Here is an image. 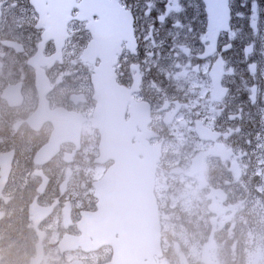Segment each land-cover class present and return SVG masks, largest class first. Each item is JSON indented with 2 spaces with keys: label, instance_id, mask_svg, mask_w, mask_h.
<instances>
[{
  "label": "flooded vegetation",
  "instance_id": "obj_1",
  "mask_svg": "<svg viewBox=\"0 0 264 264\" xmlns=\"http://www.w3.org/2000/svg\"><path fill=\"white\" fill-rule=\"evenodd\" d=\"M244 1L249 4V0ZM151 2L154 10L146 17V0H125L133 10L137 51L133 54L124 46L121 53L114 50L107 56L115 57L112 68L117 85L125 89L134 85L124 113L134 126L132 142L149 146L161 143L153 190L159 207L162 245V256L156 258V263L168 262L176 253L168 249L171 223L180 226L182 234L185 231L186 243L206 242L208 249L213 248V264H264V234L259 231L264 205L261 211L257 202L262 191L255 188L249 196L237 195V180L249 171H254L252 178L264 177V162L260 159L264 148L254 137V132L261 131L259 109L264 108V56L260 55L264 43V0H257L255 32L249 26V8H238L241 0H229V25L237 36L231 41L232 48L222 53L228 62L223 86L229 88L231 100L225 105L212 102L210 71L229 42L227 33L218 35L216 54L204 56L207 45L198 39L207 31L204 1L180 0L183 10L170 14L163 25L155 18L164 10V3ZM237 10L245 13L244 19L235 17ZM172 17L191 24L192 32L181 30L178 40L193 49V67L184 57L179 61L162 58L173 45L172 37L166 35L172 29ZM37 21L38 13L30 0H0V174L9 168L5 182H0V264H112L111 246L98 243L93 233L97 201L92 181L101 174L93 178L88 171V202L82 194L83 162L91 156V147L97 151L99 140L90 122L96 104L93 77L98 73V80L108 84L110 80L105 79L110 76L104 70L101 76L96 68L100 57L89 54L88 68L83 71L88 76V90L78 89L77 39L79 33L83 35L85 45L91 34L78 30L64 39L59 50L53 38L40 46L44 28L38 27ZM150 25L156 29L153 39L157 45L164 41L162 47H151L152 42L145 40ZM248 44L253 45V52L245 58L243 49ZM147 51L154 55L146 57ZM251 63L257 64L255 76L248 71ZM204 64L209 65L208 74L195 70V66L202 68ZM227 67L235 70L234 75H227ZM242 79L248 86H257L256 104L249 101ZM230 114L237 119L230 120ZM78 116L83 121L77 134ZM204 128L210 130L203 132L206 139L200 138L197 131ZM56 133L62 140L54 137ZM50 140L58 141L55 154L46 158L42 152L35 159L36 152ZM180 142L177 155L176 145ZM238 145L248 154L244 158L242 152L241 161L234 148ZM208 152L213 155L208 157L212 159L209 167L213 182L206 184L203 199L189 198L193 189L190 179L195 176L203 180L197 172L202 169V156ZM222 154L228 155L223 167ZM172 160H177V164ZM110 163L111 160L106 161L104 167ZM76 166L81 169L79 177ZM173 166L180 169L182 206L167 200L160 205L165 191L175 188L170 169ZM186 187H190L187 192ZM83 214L86 218L80 229ZM181 256H191L187 245L182 246Z\"/></svg>",
  "mask_w": 264,
  "mask_h": 264
},
{
  "label": "water",
  "instance_id": "obj_2",
  "mask_svg": "<svg viewBox=\"0 0 264 264\" xmlns=\"http://www.w3.org/2000/svg\"><path fill=\"white\" fill-rule=\"evenodd\" d=\"M30 2L36 9L34 0ZM37 23L38 27L44 28L40 46L44 40L53 38L59 50L67 36L54 35L39 14ZM113 51L94 45L91 38L80 55L84 62H88L89 54L100 57L96 68L106 71L110 76L105 79L110 80L108 84L98 80V73L93 77L96 104L90 122L99 135L98 155L94 163L112 161L102 176L92 182L93 196L97 199V219L93 224V233L99 239L98 243L104 242L111 246L112 264H156V258L162 256V248L158 205L153 190L161 143L149 146L132 142L134 126L124 118V113L134 85L131 89L117 85L112 68L115 57L111 55L108 59L107 56ZM82 121L83 118L78 116L77 134ZM197 131L200 138L206 139L207 134L203 132L210 130L204 128ZM58 134L54 137L60 141L62 137ZM58 141L50 140L45 148L36 152L35 159L42 152L46 158L50 157L58 148ZM8 171L6 167L1 172L0 182H5ZM45 211L46 214L48 210ZM85 218L83 214L80 229L84 227Z\"/></svg>",
  "mask_w": 264,
  "mask_h": 264
},
{
  "label": "snow or ice",
  "instance_id": "obj_3",
  "mask_svg": "<svg viewBox=\"0 0 264 264\" xmlns=\"http://www.w3.org/2000/svg\"><path fill=\"white\" fill-rule=\"evenodd\" d=\"M36 9L41 18L48 25L49 30L57 36H72L78 30L87 31L91 34L94 45L106 49H112L119 53L122 47L126 46L133 54L137 51L136 38L133 29V10L132 6L125 3V0H34ZM165 5L163 11L158 12L156 21L161 25L166 22V18L173 13H180L182 5L180 0H162ZM207 12V31L205 34L199 35L198 39L207 47L204 51V56L215 55L217 52V37L221 32H226L228 43H226L221 52V58L215 60L214 66L211 67V82L214 86L213 103L217 105L230 104L229 88L223 86V78L225 77V69L227 61L222 58V53L227 52L232 48L231 41L237 36V31L230 28V4L229 0H204ZM136 7H140L136 5ZM240 7H245L244 0H241ZM257 0H251L248 16L249 26L255 32L257 30ZM143 15L148 17L154 10V4L151 0H146L143 5ZM237 19H244L245 13L237 10L235 12ZM172 29L166 35L171 36L173 45L167 56L162 57L169 61H179L184 57L189 67H193L191 62L193 49L186 43H181L178 40L180 31L187 29L190 34L192 32L191 24H184L177 17H172ZM77 24L80 28H77ZM156 32L154 25H150L148 34L145 36L146 41H151V47L163 46L164 41L161 40L159 45L153 39V33ZM264 39V38H262ZM253 52V45L248 44L243 53L245 58ZM154 54L151 51L146 52V57H152ZM260 55L264 56V43H262ZM202 58V57H197ZM133 67L138 65L133 64ZM197 72L203 70L205 74L209 72V65L204 64L195 66ZM248 71L253 76L257 72V64L251 63L248 66ZM235 70L227 67V75H234ZM264 74V73H262ZM242 86L249 93V101L252 104L257 102L258 88L255 85L248 86L242 79ZM261 113V131L257 133L256 139L259 146L264 148V108L259 109ZM230 120H235V115H229Z\"/></svg>",
  "mask_w": 264,
  "mask_h": 264
},
{
  "label": "rangeland",
  "instance_id": "obj_4",
  "mask_svg": "<svg viewBox=\"0 0 264 264\" xmlns=\"http://www.w3.org/2000/svg\"><path fill=\"white\" fill-rule=\"evenodd\" d=\"M250 2L251 0H249V4H247L245 1V7L250 6ZM240 8V5L239 7ZM249 22V20H248ZM84 37L83 35H81L79 33L78 35V39H77V43H78V47H76V63H77V81L78 83H80L78 85V89H82L84 90L87 89L88 90V76L85 75L83 73V71L85 69L88 68V64L87 63H83V61L80 59V55L82 53L81 48L84 47L82 44L84 42ZM82 44V45H81ZM81 50V51H80ZM256 135L257 133L254 132V137L256 139ZM257 141V139H256ZM252 144V143H251ZM198 144L196 143L197 147ZM194 147V148H195ZM95 147H91V149H93ZM239 153L237 154L238 156V160L241 161L240 158V154L243 152L244 154V158L247 157V150L244 151L242 149L241 146H236L234 147ZM176 150L178 151L177 155L180 153L181 151V142L177 143L176 145ZM203 151H208L207 148H204ZM235 154V153H234ZM96 155V150H93L91 153V156L88 157V159L83 162L85 164V166H82V168H84V177L82 178V181L85 182V188L82 190V194L84 199L86 200L85 202H88V171L91 172L92 177L94 178L95 176H98L103 167L98 165V164H94L91 159ZM236 155V154H235ZM213 156L212 153H207L206 156H202V160L201 163L203 162L202 165V169L199 170L197 172V174H202L203 175V180L199 181L198 178H196L195 176L192 177L190 179V184L193 187L192 190H190V193L188 195L189 198H193V199H203L204 198V188L206 187L207 183L213 182V178H212V174L210 173L212 170H210L209 167V163L212 162V159L210 158V160H208V157ZM228 155H224L222 154L220 156V166L223 167L226 165V159H227ZM231 159V157L229 158ZM260 159L264 162V154H261ZM173 163H176L177 160H172ZM177 164V163H176ZM174 164V165H176ZM212 168V167H211ZM172 170L171 176L174 179V181L176 182L175 188L168 189V191H165L166 193V200L168 203H170L172 201V204L175 205V202L178 205L182 206V189H181V185H180V181H181V174H180V169L175 170L174 166L172 168H170ZM76 173L78 174L81 169L80 166H76L75 168ZM187 172H189V169L187 170ZM254 173V171H249L248 175L244 178H240L237 180V195L238 198H240L241 196H243V194L246 195H251V189H259L260 191H262L260 199H257V202H260V209L262 211L263 205H264V177H262L261 179H257V178H252V174ZM79 177V174L78 176ZM78 179V178H76ZM81 180V179H80ZM77 188H78V184H77ZM190 187H186V192L189 190ZM184 192V194L186 193ZM78 193V191H77ZM211 204V201H210ZM204 208V206H203ZM257 222L256 220H254V223ZM260 222V226H259V231L261 234H264V215H263V211H262V217ZM258 222V223H259ZM258 227V225L256 226ZM255 226H253L254 229H256ZM168 228L171 229L169 231V234L171 235V240L168 242V249L170 248L172 251H175L176 253L172 256H170V258L168 259V262H164L163 264H213V258H214V250L213 248L208 249V245L206 242L203 243H186V237L184 235L185 231H183L182 234V229L179 230L181 227L180 226H172L171 224H168ZM194 242L196 241V239L193 240ZM174 243L177 244L176 247H174ZM183 245H187L188 249L191 252V256L189 258L187 257H182L181 256V251H182V246Z\"/></svg>",
  "mask_w": 264,
  "mask_h": 264
},
{
  "label": "bare ground",
  "instance_id": "obj_5",
  "mask_svg": "<svg viewBox=\"0 0 264 264\" xmlns=\"http://www.w3.org/2000/svg\"><path fill=\"white\" fill-rule=\"evenodd\" d=\"M157 165H158V164H157ZM165 200H166V197H165V196H161V197H160L159 204H160V205H163V203H165Z\"/></svg>",
  "mask_w": 264,
  "mask_h": 264
},
{
  "label": "trees",
  "instance_id": "obj_6",
  "mask_svg": "<svg viewBox=\"0 0 264 264\" xmlns=\"http://www.w3.org/2000/svg\"><path fill=\"white\" fill-rule=\"evenodd\" d=\"M172 225V224H171ZM172 226H175V225H172Z\"/></svg>",
  "mask_w": 264,
  "mask_h": 264
}]
</instances>
